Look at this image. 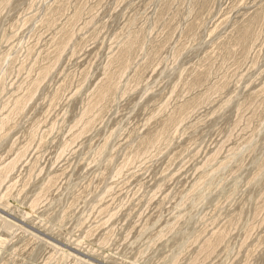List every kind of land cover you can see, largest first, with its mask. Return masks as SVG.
Segmentation results:
<instances>
[{"label":"rangeland","instance_id":"1","mask_svg":"<svg viewBox=\"0 0 264 264\" xmlns=\"http://www.w3.org/2000/svg\"><path fill=\"white\" fill-rule=\"evenodd\" d=\"M0 264H264V0H0Z\"/></svg>","mask_w":264,"mask_h":264}]
</instances>
